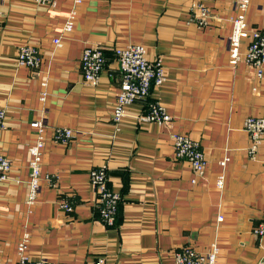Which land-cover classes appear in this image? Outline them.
<instances>
[{
  "label": "crops",
  "instance_id": "obj_1",
  "mask_svg": "<svg viewBox=\"0 0 264 264\" xmlns=\"http://www.w3.org/2000/svg\"><path fill=\"white\" fill-rule=\"evenodd\" d=\"M234 1L0 0V153L11 164L0 183V264L16 261L25 235L28 258L59 264L98 256L108 264H173L183 246L203 252L213 243L218 264H264V235L253 233L264 222V133L251 155L243 128L249 116L264 119V67L257 76L243 61H230ZM246 23L264 29V0H249ZM131 43L161 62L165 80L129 104L116 126L122 71L114 50ZM24 44L38 52L35 70L16 63ZM86 46H100L106 60L94 84L84 81L79 64ZM152 102L171 116L170 127L140 119ZM35 120L45 125V145L39 188L28 202ZM55 127L70 128L72 138L52 141ZM171 130L197 141L206 160L201 175L175 156ZM98 167L120 197L108 226L89 179Z\"/></svg>",
  "mask_w": 264,
  "mask_h": 264
},
{
  "label": "built area",
  "instance_id": "obj_2",
  "mask_svg": "<svg viewBox=\"0 0 264 264\" xmlns=\"http://www.w3.org/2000/svg\"><path fill=\"white\" fill-rule=\"evenodd\" d=\"M40 3L53 4L55 0H35ZM80 2V0H74ZM249 0H235V14L230 18L231 32L228 37V55L231 63L243 61L253 69L257 76H260L264 67V29L250 27L246 23V12ZM200 17L207 15L206 7L202 3L196 4ZM75 19V11H71L64 24L65 30L72 28ZM248 39V43L243 52H241V43ZM53 42L59 44V39L54 38ZM116 59L122 71L120 89L115 96L112 108V118L117 126L126 115V107L136 101H142L148 97L153 87L159 86L165 80L164 69L159 60L151 62L146 57V49L140 43H131L114 50ZM17 65L27 66L35 70L39 64L37 50L27 44L20 45L16 57ZM105 56L100 46H86L79 59L80 68L84 81L94 84L99 78V73L105 64ZM42 82V86H45ZM42 92L41 96H43ZM140 119L146 121H155L159 124L170 127L171 116L166 113L164 107L158 102L148 104L147 112ZM4 110L0 109V128L4 125ZM31 126L37 132L35 141L29 146L28 165L29 173V196L28 202H32L37 194L40 183V164L42 152L45 145V125L41 120L31 122ZM244 130L250 138L249 153L255 155L257 145L264 133V119L260 117L249 116L244 120ZM170 139L174 147V154L177 158L186 159L193 172L201 175L204 171L206 160L202 149L197 141L193 140L187 134L170 131ZM73 136V131L67 127H55L51 139L54 142H67ZM228 157L220 161L221 166H225ZM10 161L0 153V183L8 179L10 170ZM89 179L93 190L95 191L98 203V217L105 225H112L117 211L119 194L112 191L107 182V175L104 167H98L90 171ZM216 186L219 189L224 187V173L217 176ZM61 207L65 210H71L72 207L67 203H62ZM257 236L264 235V222H260L253 230ZM28 237L25 235L16 246L17 259L12 264H59L47 258L30 259L25 254L27 249ZM87 264H108L104 256H98ZM173 264H218L217 247L210 244L203 251L198 252L190 246H183L180 250L173 253Z\"/></svg>",
  "mask_w": 264,
  "mask_h": 264
}]
</instances>
